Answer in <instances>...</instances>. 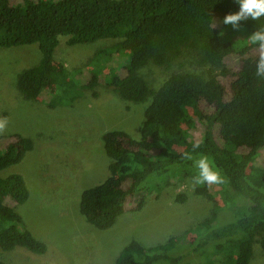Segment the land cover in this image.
Here are the masks:
<instances>
[{"label":"trees","instance_id":"obj_1","mask_svg":"<svg viewBox=\"0 0 264 264\" xmlns=\"http://www.w3.org/2000/svg\"><path fill=\"white\" fill-rule=\"evenodd\" d=\"M236 11L235 0H0V48L36 45L39 51L38 62L16 75L23 99L53 109L71 105L85 90L95 98L102 63L117 55L125 58L122 74L110 71L102 83L126 102L148 101L137 138L119 129L102 134L108 175L84 189L78 202L89 225L107 230L125 203L133 200L140 210L150 193L186 180L195 195L214 203L208 217L189 227L191 239L153 247L130 240L114 264H249L253 246L264 249V160L256 163L264 151V79L255 75L259 50L248 42L264 27V17L238 21L234 30L222 19ZM59 37L67 38V46L100 40L112 45L70 70L53 60ZM184 54L209 71H174L156 89L139 73L148 64L170 68ZM221 79L234 87L229 100ZM32 149L31 138L13 135L0 149V171ZM186 154L210 159L220 181L196 184L197 170ZM218 195L224 206L215 204ZM28 196L21 175L0 177L1 251L46 252L14 210ZM184 200L183 194L175 198ZM225 206L234 219L217 225ZM180 239L186 248L175 251Z\"/></svg>","mask_w":264,"mask_h":264},{"label":"rangeland","instance_id":"obj_2","mask_svg":"<svg viewBox=\"0 0 264 264\" xmlns=\"http://www.w3.org/2000/svg\"><path fill=\"white\" fill-rule=\"evenodd\" d=\"M66 39L59 37L53 60L70 70L82 67L95 51L112 45L100 40L67 46ZM38 60L36 45L0 48V149L13 135L33 140V149L19 163L0 171V177L12 173L22 176L29 196L14 210L24 227L46 246V252L36 255L20 248L0 250V260L7 264H114L117 254L130 240L153 247L172 245L182 236L191 239L189 227L208 217L214 203L195 195L193 182L189 180L167 187L158 195L150 193L140 210L134 209L133 200L125 203L123 213L107 230H97L84 220L78 212L81 192L101 183L108 175L109 160L103 151L102 134L119 129L137 138L148 101L126 102L102 83L110 71L122 74L119 64L125 63V58L117 55L102 63L101 83L93 88L95 98L85 90L71 105L53 109L38 100L27 101L16 90V75ZM174 71L206 73L209 69L184 54L170 68L148 64L139 73L156 89ZM88 75V70L83 69V77ZM222 82L225 100H229L234 87ZM46 99L44 96L43 100ZM263 160L264 151L256 163L260 165ZM179 194L185 196L183 203L175 201ZM225 203L221 196H216L215 204ZM233 219L232 211L225 206L219 209L216 224ZM176 243L175 251L186 248L184 239ZM249 264H264V249L257 244L253 246Z\"/></svg>","mask_w":264,"mask_h":264},{"label":"clouds","instance_id":"obj_3","mask_svg":"<svg viewBox=\"0 0 264 264\" xmlns=\"http://www.w3.org/2000/svg\"><path fill=\"white\" fill-rule=\"evenodd\" d=\"M238 4V11L224 15L222 23L231 24L234 30L238 29V21L249 20L257 21L264 17V0H235ZM248 42L258 50V57L255 62V75L264 79V27L258 28L248 36ZM2 127V124H0ZM196 147L195 145L193 146ZM186 159L192 160L196 168V174L192 177L196 184H213L218 183L221 179L218 171L210 159L200 156L193 159L191 154H186Z\"/></svg>","mask_w":264,"mask_h":264}]
</instances>
